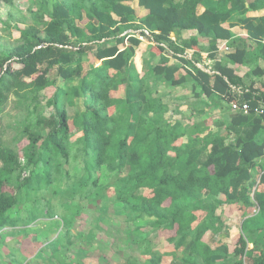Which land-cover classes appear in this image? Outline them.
Instances as JSON below:
<instances>
[{
	"label": "trees",
	"instance_id": "trees-1",
	"mask_svg": "<svg viewBox=\"0 0 264 264\" xmlns=\"http://www.w3.org/2000/svg\"><path fill=\"white\" fill-rule=\"evenodd\" d=\"M1 1L13 6L11 0ZM130 4L131 0H38L37 10L32 12L37 26L19 28V43L0 52V116L10 95L17 97L21 107L28 110L31 106L32 113L37 110L39 93L54 87L46 100L54 113L36 115L23 123L27 138L23 163L12 148L0 142V230L14 224L7 213L19 203L15 195L4 191V184L26 196L38 193L43 185L46 189L53 186V193L65 189L59 188L61 179L69 180L70 171L54 161L68 162L74 143L69 138L75 128L79 130L73 153L75 179L65 189L72 199L97 200L110 192L128 221L153 219L154 230L181 252L180 264H264V138L259 137L264 132V118L234 113L227 126L245 123L251 128L246 137L234 141L226 142L210 132L187 137L179 122L163 117L165 107L159 98L149 97L147 86L151 76L173 86L190 76L206 97L214 94L229 103L237 94L234 87L242 89L239 101L248 100L252 108L264 104V80L260 79L264 69L255 67V80L244 85L228 66L244 63L248 51L244 45L227 54V63L215 61L214 74L184 58L179 63L192 70L169 64L168 56L163 55L165 49L173 54L197 49L194 60L199 61L198 39L203 37L209 40L213 58L216 41H229L230 28L239 25L255 40L256 57L264 60V16L249 15L264 10V0H137L144 11L138 29L149 32L157 43L150 46V54L159 56L142 75L130 62L140 39L123 34L132 27L134 9ZM199 5L204 9L197 14ZM44 14L47 21L36 20ZM185 30L195 31L198 38L181 43L170 39V33ZM96 60L101 63L95 65ZM52 70L66 87H55V79L49 76ZM120 90L122 97L118 96ZM74 98H82L85 106L70 122L62 102ZM252 169L257 178L252 177ZM102 170L109 175L105 183L101 182ZM236 204L243 213L241 232L230 243L220 241L211 247L207 234L221 232L223 215H229L227 207ZM251 207L256 212L246 214ZM76 209L60 219L63 225L72 224ZM47 215L45 210L41 217ZM30 233H35L34 228L27 227L25 234ZM130 236L143 260L129 258L126 264H162V255L151 252L142 227H133ZM48 243L54 249L60 247L56 239ZM58 264L72 262L63 258Z\"/></svg>",
	"mask_w": 264,
	"mask_h": 264
},
{
	"label": "rangeland",
	"instance_id": "rangeland-1",
	"mask_svg": "<svg viewBox=\"0 0 264 264\" xmlns=\"http://www.w3.org/2000/svg\"><path fill=\"white\" fill-rule=\"evenodd\" d=\"M11 1L13 6H9L0 0V52H5L19 43V28H26L30 25L37 26L32 12L37 10L36 2L38 0ZM136 1L131 0V6L134 9L132 27L126 29L123 34H135L140 39V43L135 46L134 53L130 56V62L137 72L142 68L143 73L144 71L149 72L150 67L157 63V58L150 54V38L142 35V29H138L142 12L136 5ZM197 8L199 11L203 9L200 5ZM234 17L235 20L237 15ZM36 20L47 21L48 17L44 14L41 19ZM38 27L41 28V26ZM230 32L231 38L229 41L219 40L216 41V45L219 48L227 45L232 49L238 45L247 47L248 51L244 63L234 65V67L241 72L242 76L239 77L241 82L248 85L250 81L255 80L252 73L255 67L264 69V60L256 57V42L249 37L242 27L237 26L230 29ZM193 37L198 38L195 35H189L180 36L176 39L178 40L177 43H181ZM198 40L199 50L207 52L208 59H212L209 56V44L203 45V37ZM206 41L209 42L208 39ZM261 43L264 44V39ZM197 53L196 58L201 61L202 54L201 52ZM220 55L222 56L219 61L224 64L227 63V55ZM96 63L98 65L99 61ZM214 63L215 59L210 62V69H214ZM17 66L14 65V67ZM49 76L55 79V87L67 86V83L56 75L55 70H52ZM260 79L264 80V76ZM74 83L76 81H73ZM147 86L150 89L149 97L159 98L163 107H165L163 117L171 122H179L187 130V137L194 134L202 136L206 132H210L222 136L226 142H229L234 141L238 136L246 137L250 132L251 128L245 123L234 128L227 126L234 114L231 108H228L229 103L214 94L206 97L199 83L190 76L186 77L185 83L178 86L168 85L164 79L151 76ZM53 92L54 87L41 91L36 101L38 103L37 110H33L32 113H30L32 111L31 106L28 110L23 106L21 107L17 97L10 95L1 113L0 142L3 146L12 148L17 153L20 163H23V148L27 145L26 135L22 132L23 123L26 124L27 119H31L36 115L48 117L54 113L52 107L46 106V100L52 96ZM122 95L123 91L120 90L118 96L122 97ZM62 103L70 122L76 111L83 110L85 106L82 98L69 99ZM74 129L69 138L70 142L74 141V143L70 147L68 162L64 164L60 158L54 161L62 169L68 168L70 171L69 180L62 177L60 189L72 187V182L75 179L72 172L76 166L73 153L76 149L75 141L79 136V130ZM260 133L259 137L264 138V132ZM1 166L2 163L0 162V168ZM81 173L80 171L79 175ZM27 174L28 170L26 169L23 174L24 177ZM251 175L256 177L254 169L251 170ZM106 177H109V175H106V172L102 170L101 182L105 183ZM59 180L60 177L57 181ZM3 188L4 191L15 195L19 203L17 207L7 213V217L11 218L14 224L10 223L12 225L1 229L4 232L0 234V264H15L16 261L21 262V264H58L63 258L70 260L72 264H126L129 258L142 261L143 257L140 251L135 245L131 244L130 232L135 226H140L146 231L151 252L162 255V264H180L181 252L174 250L167 244L164 237L154 230L152 227L153 219L141 217L135 222L128 221L121 204L115 201L113 194L110 192L97 200H80L77 197L72 199L69 195L70 192L67 193L65 189L53 193V186L46 189L43 185L41 191L31 193L28 196L24 192L17 191L11 184H4ZM75 208L77 209L72 224L68 227L63 225L60 219L71 213L70 209ZM45 210L48 211V218L41 217ZM221 210L222 206L217 209L218 212ZM227 210L229 215H223L224 227L221 232L219 234L210 232L207 234L206 241L211 247H214L220 241L230 243L232 236L241 232L243 219L241 206L237 204L230 205ZM246 210V214H253L256 212V207L247 208ZM51 215H56V218ZM33 217H36L35 221L30 222ZM57 222H60L58 227L56 226ZM27 227L34 228L35 233H30L27 236L25 234ZM90 233L93 234V237L89 239ZM54 239L60 246L57 249H54L48 243ZM225 264H228V261Z\"/></svg>",
	"mask_w": 264,
	"mask_h": 264
},
{
	"label": "built area",
	"instance_id": "built-area-1",
	"mask_svg": "<svg viewBox=\"0 0 264 264\" xmlns=\"http://www.w3.org/2000/svg\"><path fill=\"white\" fill-rule=\"evenodd\" d=\"M142 32L144 33L143 35L147 36L148 38H150V34L147 30H142ZM174 41V40H172ZM150 44L151 45H157V43H155L152 38H150ZM160 46H162L163 48H166V46L163 43H159ZM164 55L170 57V58H174L176 60H178L179 58H184L185 60L189 61L191 64H193L196 68L208 73V74H214L216 73V71H214L213 69H210V65L208 63H201L199 61H195L194 60V54H195V50L194 49H185L184 52L182 54H173L171 51H165L163 52ZM214 54V57L211 59L210 62L213 61V59H215V61H219L220 57L222 55L220 54H225L227 55L228 53H230V48L227 45H223L222 47H216L215 50H213L212 52ZM232 91L237 93L235 97H233V99H231L229 101V106L231 108V110L234 113H240L242 115H256V116H261L264 118V104L259 103L258 105H256L254 108H252L249 103L248 100H243V101H239L240 99V95L242 94V89L240 88H234L232 87Z\"/></svg>",
	"mask_w": 264,
	"mask_h": 264
},
{
	"label": "crops",
	"instance_id": "crops-1",
	"mask_svg": "<svg viewBox=\"0 0 264 264\" xmlns=\"http://www.w3.org/2000/svg\"><path fill=\"white\" fill-rule=\"evenodd\" d=\"M251 1V0H250ZM136 5L138 6V4H137V1H136ZM130 6H131V4H130ZM132 7V6H131ZM140 8V7H139ZM203 8V7H202ZM141 9V12H142V15L144 14V11H143V9L142 8H140ZM204 9V8H203ZM203 9H202V11H203ZM202 11H199L198 10V8H197V14H200ZM250 16H256V17H260V16H264V10H259V11H256V12H252V13H250L249 14ZM142 17V16H141ZM231 21H234V20H231ZM226 25H228V24H226ZM237 26H239V25H235V26H232L230 29H234L235 27H237ZM241 27V26H240ZM243 30H244V28H243ZM245 31V30H244ZM246 32V31H245ZM131 35H133V36H135V37H137L135 34H131ZM189 35H195V31H193V30H185V31H177V32H172V33H170V35H169V37H170V39L171 40H174V42H178V40L176 39V38H179L180 36H189ZM219 41V40H218ZM225 41H227V40H225ZM203 45H205L206 43H208L207 41H205V40H203ZM209 44V43H208ZM150 46H152L151 44H150V42H149V47ZM216 47H217V45H216ZM197 51V49L195 50V52ZM234 51V49H232L231 47H230V52H233ZM201 52V54H202V57L203 58H201V61H199V62H202V63H208L209 65H211L210 64V61H211V59H208V54H206L207 52H202V51H200ZM164 55V54H163ZM166 56V55H165ZM155 58H157V62L159 61V56H155ZM97 61H99V63L98 64H100L101 63V61L100 60H96L95 61V65L97 64L96 62ZM168 61H169V64H178L179 63V60H176V59H174V58H170V57H168ZM236 65V64H235ZM184 67L185 69H189V70H192L188 65H181L180 63H179V67L181 68V67ZM230 68H232L233 69V71H234V74L237 76V77H240V76H242L241 75V72L239 71V70H237V69H235V67H234V64L233 65H228ZM237 66V65H236ZM139 73L142 75L143 73H142V68H141V70L139 71ZM175 77L176 78H179L180 77V75H179V73L177 72L176 73V75H175ZM185 82H186V80H185ZM184 82V83H185ZM254 178V177H253ZM255 178H257V172H256V177Z\"/></svg>",
	"mask_w": 264,
	"mask_h": 264
}]
</instances>
